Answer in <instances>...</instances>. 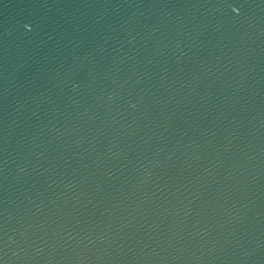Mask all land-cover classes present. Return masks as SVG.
<instances>
[{
  "label": "water",
  "instance_id": "water-1",
  "mask_svg": "<svg viewBox=\"0 0 264 264\" xmlns=\"http://www.w3.org/2000/svg\"><path fill=\"white\" fill-rule=\"evenodd\" d=\"M0 264H264V0H0Z\"/></svg>",
  "mask_w": 264,
  "mask_h": 264
}]
</instances>
